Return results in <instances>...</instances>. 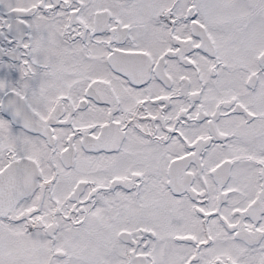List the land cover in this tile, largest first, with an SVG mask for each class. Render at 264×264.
<instances>
[{"label":"snow or ice","instance_id":"snow-or-ice-1","mask_svg":"<svg viewBox=\"0 0 264 264\" xmlns=\"http://www.w3.org/2000/svg\"><path fill=\"white\" fill-rule=\"evenodd\" d=\"M0 264H264V0H0Z\"/></svg>","mask_w":264,"mask_h":264}]
</instances>
